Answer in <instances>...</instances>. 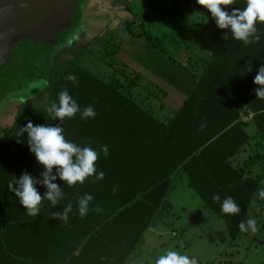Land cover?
<instances>
[{
    "label": "trees",
    "instance_id": "obj_1",
    "mask_svg": "<svg viewBox=\"0 0 264 264\" xmlns=\"http://www.w3.org/2000/svg\"><path fill=\"white\" fill-rule=\"evenodd\" d=\"M180 1L145 0L144 6L162 17L169 4ZM245 7L246 0H234L224 10ZM256 27L259 42L245 46L233 38L230 28L219 29L215 23L210 54L200 74L185 69L173 78L184 96L168 120L128 94L133 81L120 76L124 69L115 67L104 76L89 70L83 56L62 59L47 85L48 105L58 103V94L67 88L81 112L88 106L94 109L95 117L84 119L77 113L65 118L62 127L66 140L98 151L96 173L71 187L57 176L53 183L61 187L64 197L55 207L45 199L36 217L27 215L8 184L25 172L42 181L44 169L27 146V134L17 133L29 121L34 125L60 121L51 119L47 107L18 112L0 137V264H125L179 173L201 204L223 218L234 246L243 233L239 223L249 218L259 222L264 213V199L259 197L264 189L260 175H264V154L255 170L251 167L256 156L251 164L235 159L245 145L254 143V151L262 146L258 140L264 141V98L256 97L260 86L254 83L264 64V23L257 22ZM100 40L102 61L114 53L109 45L117 44ZM93 47L90 43L89 55L97 52ZM69 74L76 83L65 78ZM249 115L250 120H243ZM101 146L107 147V155ZM100 172L104 178L96 180ZM52 174H57L55 168ZM35 187L43 197L47 188L42 183ZM85 193L93 200L81 218L76 198ZM217 194L219 202L213 201ZM229 196L241 207L237 215L221 210ZM68 203L73 209L65 223L55 213H62Z\"/></svg>",
    "mask_w": 264,
    "mask_h": 264
},
{
    "label": "rangeland",
    "instance_id": "obj_2",
    "mask_svg": "<svg viewBox=\"0 0 264 264\" xmlns=\"http://www.w3.org/2000/svg\"><path fill=\"white\" fill-rule=\"evenodd\" d=\"M96 1L99 2L80 0L57 27L47 31L39 39H26L15 47L12 56L0 70V137L18 112L48 106L47 85L62 59L61 51L56 49L57 43L77 34L76 31L86 19V10ZM125 1L103 0L100 3L110 13L106 15L107 19H114V22L121 20L120 25H123L108 38L117 44L108 47L114 52L112 56H103L100 61L101 54L98 52L104 48L101 40L93 44V50L97 51L94 54L89 55V48L85 47L76 55L83 56L84 65L89 70L104 76L110 75L112 71L106 62L112 64L113 68L126 67L129 71H144L147 81L156 80L157 84L160 82L159 87L166 90V98L173 103L172 108H175L184 95L169 80L154 73L156 70L153 64L155 62L164 68L172 66L174 70L188 69L199 75L210 54L215 20L197 0L169 4L162 17L147 10L145 0H129L123 6L122 2ZM99 12L92 18L96 23L98 21L94 18L103 19ZM93 36L90 33L82 39ZM46 39L48 40L43 43ZM102 40L107 41L105 37ZM74 51L63 50L61 55L70 56ZM32 84H38V87H31ZM143 93L146 92L143 90ZM154 96L156 97L151 93V97ZM249 130L254 131L252 127ZM258 142L262 146L254 151V143L245 145L239 152L237 161L251 164L255 160L253 156H256L257 159L252 164L257 165L258 158L264 154V143L260 140ZM254 167L256 166L251 168L255 170ZM260 175L264 183L263 173ZM259 218L256 231H244L235 240L234 246H231L223 218L201 204L196 193L188 186L185 175L179 173L173 178L150 229L144 232L136 252H133L127 263L153 264L157 255L173 250L190 258L194 257L197 264H264V213Z\"/></svg>",
    "mask_w": 264,
    "mask_h": 264
},
{
    "label": "clouds",
    "instance_id": "obj_3",
    "mask_svg": "<svg viewBox=\"0 0 264 264\" xmlns=\"http://www.w3.org/2000/svg\"><path fill=\"white\" fill-rule=\"evenodd\" d=\"M197 3L211 13L219 29L230 28L233 38L243 42L245 46L259 42L260 34L256 24L257 22L264 23V0H246V7L243 10L234 8L231 12L224 9L233 5L234 0H197ZM248 71H251V68ZM65 78L76 83L74 75L69 74ZM254 83L260 86L256 89V97L264 98V64L258 69ZM31 87H38V84H32ZM46 110L51 119L59 120L60 123L34 125L29 121L25 127H20L17 133V135L27 134V146L44 169L41 172L43 180L34 179L25 172L18 179L14 177L13 181L8 184L9 191L19 198V203L27 210V215L32 217H36L40 213L43 200L46 199L55 207L64 197L61 187L53 183L57 176L69 187L77 183L82 185L86 179L96 173L95 164L98 160L97 150L90 146L82 147L66 140L62 127L65 118H73L77 113H80L84 119L95 117L96 113L91 106L84 108L81 112L80 106L69 94L67 88H64L58 94V103H50ZM203 127L201 125V128ZM101 149L105 155L108 154L106 146H101ZM53 168L57 170L56 175L52 174ZM103 178V172L96 175V180ZM38 183H42L47 188L43 197L35 187ZM259 197L264 199V189L259 190ZM76 199L79 215L83 218L89 212V205L93 197L85 193ZM213 201L219 202L220 196L214 195ZM72 209V203H68L62 213H55V218L67 223ZM96 210L99 211V206ZM221 210L224 214L237 215L240 213L241 207L229 196L223 200ZM256 224L255 219L249 218L246 221H241L238 226L242 232L249 229L254 232ZM153 264H197V260L186 254L168 250L163 255H157Z\"/></svg>",
    "mask_w": 264,
    "mask_h": 264
},
{
    "label": "water",
    "instance_id": "obj_4",
    "mask_svg": "<svg viewBox=\"0 0 264 264\" xmlns=\"http://www.w3.org/2000/svg\"><path fill=\"white\" fill-rule=\"evenodd\" d=\"M78 2L79 0H0V70L21 41L41 38L47 31L57 27ZM47 40H43V43Z\"/></svg>",
    "mask_w": 264,
    "mask_h": 264
},
{
    "label": "crops",
    "instance_id": "obj_5",
    "mask_svg": "<svg viewBox=\"0 0 264 264\" xmlns=\"http://www.w3.org/2000/svg\"><path fill=\"white\" fill-rule=\"evenodd\" d=\"M120 21L121 20H117L113 24L107 26L108 29L105 30L104 33H103V37H105L106 40H108V38L110 37L111 33H114L117 29H120V28L123 27V25H120L121 24ZM66 57L62 56L61 58L64 59ZM117 66H119V65H117ZM153 67L155 68L154 70H156V71H154V73L157 72L159 75L163 76L164 78L169 80V82H171L174 85L173 78H175V77L178 78L179 70H174L172 66H166V68H164L163 65L160 66V65H158L155 62L153 64ZM111 68L113 69V67H111ZM121 69H124V70L122 71L123 76L121 74H120V76L123 77V78L128 79L129 81H131V80L133 81V85L130 86V87H127L128 91H129L128 94L133 99H135L136 102H138V103H140L142 105H146V106L150 107L153 110V112L155 114H157L161 119L168 120L173 115V113L181 106L183 97H182L181 102L179 103V105L177 104V105H175V108H172L173 107V103L168 98H166L167 97L166 90L164 88H160L159 87L160 86V82L158 81L159 83L157 84L156 80L147 81L144 78V71H142L140 69H137L135 71H131V70L129 71L126 67H122ZM151 73L153 74V71H151ZM144 81H145V83L143 84ZM124 83H126V81ZM175 88H177V87H175ZM140 90H141L142 94L140 93ZM143 90L146 93H143ZM151 93L156 95V97L155 96L151 97ZM147 94H149V97H148ZM157 98H160V99H157ZM250 119H251V115H249L246 118H243V120H247V121L250 120ZM262 142L264 143V141H262ZM238 154L239 153H237L235 155V159L236 160L238 159V156H239ZM255 166L256 167H254V168L258 167L257 165H255ZM151 223H150L149 227L146 230L150 229ZM131 255H130V257H131ZM128 261H129V259H128ZM127 262L125 264H129Z\"/></svg>",
    "mask_w": 264,
    "mask_h": 264
},
{
    "label": "flooded vegetation",
    "instance_id": "obj_6",
    "mask_svg": "<svg viewBox=\"0 0 264 264\" xmlns=\"http://www.w3.org/2000/svg\"><path fill=\"white\" fill-rule=\"evenodd\" d=\"M101 1H103V0H99V2L96 1V2H94V4L96 3V4L100 5ZM128 2H129V0L122 2L123 6H125V4H128ZM94 4H93V6L89 7L86 10V19L83 21L82 26L76 31L77 34H74L73 36L70 35L69 39H67L66 41H64L60 44L57 43L58 47H56V49L58 51L60 50L61 54H62L63 50H66V51L70 50L71 51L72 49H74L75 51L70 56H67V57H71V56L76 55L80 50H82V48L83 49L85 47L88 48L90 43L96 44V41H99L100 39L104 38L103 33L105 30L108 29L107 26L114 23V19L111 21L110 19L106 18L107 17L106 15H109L110 13L108 12L107 9L103 8L105 5L104 6H101V5L96 6V4L95 5ZM96 9H101V10H96ZM97 12H99V14L103 17V19L99 20L97 18H94L95 20L98 21L96 23L93 21L92 18L94 17V15L96 16ZM90 33L94 34V36L90 39L85 38V40H83L84 36L89 35ZM82 37H83V39H82ZM81 39H82V45L79 44ZM78 45H80V46H78ZM61 54H60V57H62Z\"/></svg>",
    "mask_w": 264,
    "mask_h": 264
}]
</instances>
